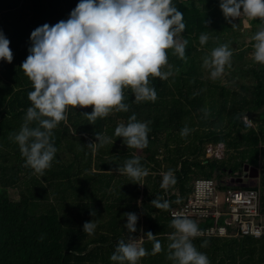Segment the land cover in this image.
<instances>
[{"label":"trees","instance_id":"16d2710c","mask_svg":"<svg viewBox=\"0 0 264 264\" xmlns=\"http://www.w3.org/2000/svg\"><path fill=\"white\" fill-rule=\"evenodd\" d=\"M219 2L174 0L186 22L182 34L188 40L187 59L168 49L163 70L170 75L150 77L157 98L136 102L126 88L127 112L113 111L92 122L82 113L92 111L91 105L70 107L67 121L53 130L57 153L41 175L25 163L14 139L33 90L21 65L29 54L31 32L44 23L67 19L78 0H0V30L13 51L10 63L0 60V264H118L110 256L119 239L129 235L124 227L126 212L138 214L134 236L151 231L163 244V250L153 252V241L145 237L149 254L140 264H172L168 244L174 229L169 211L185 202L197 178L214 179L223 189L225 176L259 170L264 214V64L253 57L245 61L251 81L237 89L211 77L205 57L213 48L230 44L231 28ZM202 33L209 36L205 44L200 42ZM245 53L235 57L242 59ZM198 65L204 66L205 74L198 75ZM132 113L149 122V143L142 149L127 147L115 134L117 125L127 123ZM184 127L189 129L186 135L181 134ZM96 132L111 137L98 149L87 145L96 140ZM216 145L222 146L223 156L206 157L207 147ZM133 156H139L149 170L142 178L144 185L117 171ZM169 169L177 182L162 187ZM155 197L169 200L171 207L156 208L150 203ZM92 219L97 228L89 234L83 224ZM194 243L211 264H264V237H195Z\"/></svg>","mask_w":264,"mask_h":264},{"label":"clouds","instance_id":"9594fccd","mask_svg":"<svg viewBox=\"0 0 264 264\" xmlns=\"http://www.w3.org/2000/svg\"><path fill=\"white\" fill-rule=\"evenodd\" d=\"M219 7L233 27L242 15L262 18V24L250 37L255 41L251 53L256 62L264 64V0H220ZM184 13L174 0H78L67 19L55 24L44 23L30 34V47L21 68L30 79L33 90L24 122L14 139L18 142L25 163L37 173L52 166L57 147L52 142L53 130L61 121H67L69 108L91 105L92 111L82 112L89 121L106 117L113 111H125L130 104L125 102V89L130 88L136 102L155 100L157 91L150 77L166 79L170 72L164 71L168 64V49L187 59V38ZM209 39L207 33L200 35L201 44ZM233 48L228 43L211 50L204 64L210 75L216 78L231 64ZM0 60L11 62L13 51L10 39L0 30ZM76 131V130H74ZM188 127L181 134L188 133ZM149 122L138 120L135 113L128 122L115 128L117 137L127 147L142 149L149 143ZM96 140L87 145L99 148L110 140L96 132ZM114 143V141H112ZM118 172L126 173L138 184L149 170L140 163L139 156L126 160ZM174 170L163 174L162 187L176 183ZM179 202V200L177 201ZM156 208L168 209L171 202L155 197L150 201ZM95 216V212L91 213ZM127 238L121 237L110 259L118 264H140L148 255L144 247L145 237L154 243L153 252L163 250L157 234L148 231L136 237V212H126ZM174 231L169 233V259L172 264H211L208 255L200 251L194 238L201 234L198 223L187 214L177 212L170 221ZM95 219L85 221L83 231L94 234ZM205 245L207 241L203 242Z\"/></svg>","mask_w":264,"mask_h":264},{"label":"built area","instance_id":"2783aa9c","mask_svg":"<svg viewBox=\"0 0 264 264\" xmlns=\"http://www.w3.org/2000/svg\"><path fill=\"white\" fill-rule=\"evenodd\" d=\"M213 152V146H208L206 157H212ZM238 179H241L239 174L226 178L223 189L214 179H195L191 194L185 202L169 211V217L173 219L175 213L182 212L194 219L201 229L198 238L264 237L259 181L248 186L244 179V185Z\"/></svg>","mask_w":264,"mask_h":264},{"label":"rangeland","instance_id":"374dc122","mask_svg":"<svg viewBox=\"0 0 264 264\" xmlns=\"http://www.w3.org/2000/svg\"><path fill=\"white\" fill-rule=\"evenodd\" d=\"M185 1V0H182ZM199 7V6H198ZM200 8V7H199ZM253 18H249L247 16L242 15L239 18H236L234 22L238 23L239 27H233L231 23H229L228 20L225 22L227 23L228 26H230L231 30L228 32L227 35V40L230 42V47L233 48V56L231 59V64L225 67V71L223 74L218 76V79L222 83H228L230 86L234 89H237L240 85L242 84H249L250 83V76L249 73L247 72L249 69L248 65H244L245 61L250 59L252 57L251 53L253 50V44L255 41L251 40L250 37H252L255 32L260 28L262 24V18H255L257 21L252 25L250 21ZM239 33V36L235 37L234 35H237ZM232 40H234V43H231ZM246 53L244 54V57L242 59H238L235 57L236 54H238L240 51H245ZM169 67V66H167ZM197 72L198 75L201 76L202 73L205 74V68L203 65H198L197 66ZM264 111V108L262 109ZM247 118V117H246ZM246 122L250 126H252V123H249V119H246ZM214 151L212 153V157L214 158H221L223 156V149L220 145L213 146ZM227 176H225L222 180L224 181ZM243 180L246 185L248 186H253L255 183H257V180H251V179H246ZM253 182V183H251ZM259 183V182H258ZM10 197L12 199L17 198L16 194L12 191H9Z\"/></svg>","mask_w":264,"mask_h":264},{"label":"flooded vegetation","instance_id":"af4514ba","mask_svg":"<svg viewBox=\"0 0 264 264\" xmlns=\"http://www.w3.org/2000/svg\"><path fill=\"white\" fill-rule=\"evenodd\" d=\"M255 170H257V169H255ZM259 171V170H258ZM253 173H254V170H250V169H245L241 174H240V177H241V179H244L245 178V176H247L246 177V179L250 176V175H253ZM259 175H260V171H259ZM259 178V177H258ZM249 179V178H248ZM245 180V179H244ZM252 181L253 180H255V179H251ZM258 180V179H257ZM251 183H253V182H251Z\"/></svg>","mask_w":264,"mask_h":264},{"label":"water","instance_id":"95a60500","mask_svg":"<svg viewBox=\"0 0 264 264\" xmlns=\"http://www.w3.org/2000/svg\"><path fill=\"white\" fill-rule=\"evenodd\" d=\"M245 116L247 117V119H249L250 114H246ZM250 170H251V169H250ZM246 177H247V176H245V178H246ZM258 177H259V171H258V170H254L253 175H250L248 178H249V179H255V180H257ZM248 178H247V179H248ZM238 182H239V183L241 182V185H244V184L242 183V179H238Z\"/></svg>","mask_w":264,"mask_h":264},{"label":"crops","instance_id":"0c3cea01","mask_svg":"<svg viewBox=\"0 0 264 264\" xmlns=\"http://www.w3.org/2000/svg\"><path fill=\"white\" fill-rule=\"evenodd\" d=\"M210 158V157H209Z\"/></svg>","mask_w":264,"mask_h":264}]
</instances>
